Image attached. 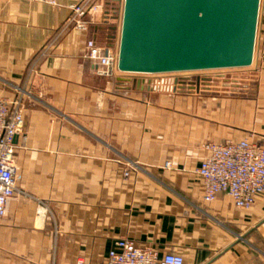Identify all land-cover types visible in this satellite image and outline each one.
Here are the masks:
<instances>
[{"label":"crops","instance_id":"1","mask_svg":"<svg viewBox=\"0 0 264 264\" xmlns=\"http://www.w3.org/2000/svg\"><path fill=\"white\" fill-rule=\"evenodd\" d=\"M83 1L0 0V97L24 98L13 143L24 178L0 219V264H105L123 237L184 264H264V197L247 211L226 195L205 203L194 173L208 141L264 145V0L246 74L253 85L216 110L206 101L199 120L192 105L156 103L151 82L150 102L113 104L114 75L98 76L84 52L87 40L98 41L105 7L118 3L93 0L103 11L87 33L65 28ZM134 76L146 75L117 72L115 83L134 81L141 92L145 81Z\"/></svg>","mask_w":264,"mask_h":264},{"label":"water","instance_id":"2","mask_svg":"<svg viewBox=\"0 0 264 264\" xmlns=\"http://www.w3.org/2000/svg\"><path fill=\"white\" fill-rule=\"evenodd\" d=\"M259 3L122 0L116 69L123 74L159 75L248 68Z\"/></svg>","mask_w":264,"mask_h":264},{"label":"built area","instance_id":"3","mask_svg":"<svg viewBox=\"0 0 264 264\" xmlns=\"http://www.w3.org/2000/svg\"><path fill=\"white\" fill-rule=\"evenodd\" d=\"M24 1L57 5V0ZM102 11V5L93 0L76 2L71 6L65 28L87 33ZM84 58L100 77L110 78L117 71V52L97 45L92 39L85 43ZM22 126L20 100L0 97V219L6 216L10 203L20 194L13 143ZM202 149L205 156L194 173L204 184L205 203L213 202L219 195H226L237 210L247 211L255 205L257 198L264 197V145L250 138L208 142L202 145ZM168 166L166 163L165 167ZM124 176L127 177L128 172ZM76 264H85V261L78 259ZM105 264H184V260L176 253L160 254L151 246H139L134 240L123 237L108 251Z\"/></svg>","mask_w":264,"mask_h":264},{"label":"rangeland","instance_id":"4","mask_svg":"<svg viewBox=\"0 0 264 264\" xmlns=\"http://www.w3.org/2000/svg\"><path fill=\"white\" fill-rule=\"evenodd\" d=\"M122 1L120 5L108 4L105 8V15H102L101 32L98 35L97 45L101 47H108L114 52L118 50L121 18H122ZM112 28V30H110ZM260 26H257L255 47L257 42L260 40ZM254 47V49H255ZM249 68L244 69H227V70H208V71H197V72H185V73H173V74H159V75H146V76H134L141 77L144 79L145 85L141 86V92H138L135 88L134 81L131 84H120L116 85L114 76L117 75V71L114 72L112 77L113 86V104L127 103V102H138L147 103L150 99L146 96L147 86L146 83L153 85L154 95L157 99L156 103L169 104L172 106H182L184 104L192 105L191 116L194 119L199 120L200 107L206 105V101H209L208 108L216 110V106H220L218 101L230 100L232 96L239 93L246 94L247 87H251L255 81L253 78H247L246 74ZM133 77V76H125ZM249 79V80H248ZM115 87L119 89L115 90ZM235 90H237L235 92ZM135 95V96H133ZM11 100H20L21 106L24 109V98L21 95L14 96ZM221 104V103H220ZM176 108H170V114H174L178 119H187L189 112H184L182 108L179 111ZM181 109V110H180ZM23 128V126H22ZM22 131V129H21ZM21 133V132H20ZM209 142V141H208ZM166 164V163H165ZM164 168H169L165 167ZM169 164V163H168ZM131 167L125 172L129 173ZM124 172V174H125ZM127 176V177H128ZM125 177V176H124ZM23 176L18 174V185L21 187ZM27 179V175H26ZM27 187V183L25 185ZM39 213V211H38Z\"/></svg>","mask_w":264,"mask_h":264},{"label":"trees","instance_id":"5","mask_svg":"<svg viewBox=\"0 0 264 264\" xmlns=\"http://www.w3.org/2000/svg\"><path fill=\"white\" fill-rule=\"evenodd\" d=\"M117 3H118V5H120L121 4V1H117ZM110 30H112V28Z\"/></svg>","mask_w":264,"mask_h":264}]
</instances>
